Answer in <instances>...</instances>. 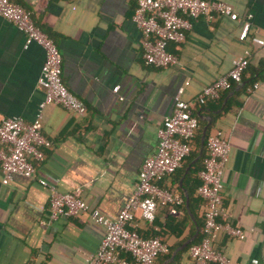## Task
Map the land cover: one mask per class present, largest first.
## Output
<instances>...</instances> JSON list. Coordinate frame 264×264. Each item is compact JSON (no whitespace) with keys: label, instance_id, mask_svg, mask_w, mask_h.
<instances>
[{"label":"crops","instance_id":"1","mask_svg":"<svg viewBox=\"0 0 264 264\" xmlns=\"http://www.w3.org/2000/svg\"><path fill=\"white\" fill-rule=\"evenodd\" d=\"M13 1L54 42L63 84L86 105L83 115L44 105L41 133L50 144L35 175L54 181L60 191L80 186L83 199L111 218L130 194L141 161L154 151L156 127L170 113L177 86L188 80L182 98L196 104L200 88L226 72L233 56L249 51L241 82L193 112L206 124L217 114L212 128L229 143L222 202L231 223L244 230L242 237L219 234L214 245L232 261L264 264V55L249 39L238 38L247 13L249 33L264 37V0H223L237 12L233 20L221 14L193 19L184 39L168 44L176 62L165 67L140 55V32L131 20L135 0ZM23 43V33L0 17V121L12 115L31 120L44 96L36 81L44 51ZM198 170L186 187L179 185V172L158 181L179 192L181 204H158L150 224L136 213L129 222L169 247L170 255H159L155 264H192L187 245L202 226L204 210L193 185ZM47 204V189L33 177L13 174L0 183V264H86L102 228L87 213L47 221Z\"/></svg>","mask_w":264,"mask_h":264},{"label":"built area","instance_id":"2","mask_svg":"<svg viewBox=\"0 0 264 264\" xmlns=\"http://www.w3.org/2000/svg\"><path fill=\"white\" fill-rule=\"evenodd\" d=\"M213 14L232 20L238 17L231 4L223 0H135L131 20L140 32L141 57L157 67L175 63L176 56L168 51V44L181 42L193 19H209ZM0 17L12 22L23 33L24 47L34 42L44 51L36 80L43 88L44 96L32 119L26 121L12 115L0 121V183L7 184L13 174L33 177L48 191L47 221L87 213L103 232L95 250L86 254V264H154L156 257L167 251V245L157 236L139 235L129 222L136 213L150 224L158 204L179 205L183 201L179 192L159 186L158 181L171 174L193 147L197 119L190 111V101L182 98L188 80L177 86L170 113L156 127L155 149L141 161L130 194L117 216L111 218L83 199L80 186L60 191L54 181L35 175V164L43 159V149L50 144L41 133L44 105L58 104L78 115L85 113L86 105L63 84L59 52L51 38L35 24L30 12L13 0H0ZM250 18V13L243 17L238 38L249 39L264 55V37L249 33ZM248 58V50L233 56L229 69L202 86L194 101L202 104L207 99L214 100L220 92L240 83ZM117 87L113 86L112 90L116 91ZM252 87H257V83ZM205 147L202 166L198 170L200 183L195 189L204 201L202 226L199 239L188 246V254L192 264H241L226 257L214 245L219 234L244 235L242 228L231 223L230 214L222 202V174L229 143L220 131H216L206 138Z\"/></svg>","mask_w":264,"mask_h":264},{"label":"trees","instance_id":"3","mask_svg":"<svg viewBox=\"0 0 264 264\" xmlns=\"http://www.w3.org/2000/svg\"><path fill=\"white\" fill-rule=\"evenodd\" d=\"M47 35V34H46ZM48 36V35H47ZM248 66V64H247ZM246 66V67H247ZM246 69V68H245ZM245 71V70H244ZM243 71V73H244ZM242 73V75H243ZM242 75H241V80H242ZM247 84H244L242 85V87L246 86ZM223 92V91H222ZM222 92H220L219 94V97H221L222 95ZM216 98V99H218ZM214 99V100H216ZM210 100H206L204 101V103L208 102ZM202 103V104H204ZM202 104H199L196 102V104H190L189 105V108H190V111L191 113L196 117L197 119V128L195 130V133H194V136H193V149L190 150V152L188 153L187 156H185L184 158H182V160L180 161V164L179 166L171 173H178L179 172V176L180 175H183L182 177V180H181V183L179 184L180 186H185L186 187V179L190 176V174L195 171H197L199 168H201L202 164H201V159L202 157L204 156L205 154V151H206V147H205V143H206V138L212 134V133H215L216 131H219L217 128H212V124H213V119L214 117L217 115H212V118L210 120L209 123L206 124L205 121L203 120H200L198 118V116L193 112V106H198V105H202ZM228 106V101H226L224 104H223V109H225L226 107ZM205 126L204 128V131L202 132V129L203 127ZM194 158V161L191 162V160ZM186 168V171L183 173V170L184 168ZM169 174V175H171ZM193 185H194V190L196 189V186L200 183V180L199 179H196V180H193ZM203 214V213H202ZM202 219H203V215H202ZM198 222V221H197ZM200 232H201V225L198 224V230H197V234L195 235V237L193 238V240H191L187 246H189L191 243H194L196 242L198 239H199V236H200ZM137 233L141 236H146V234H142L140 232L137 231ZM160 240H162V238L160 236H157ZM163 241V240H162ZM164 242V241H163ZM160 255H163V258L165 257H168L170 255V249L169 247L167 246V251L163 254H160ZM159 256V255H158ZM157 256V257H158ZM156 257V259H157ZM155 259V261H156ZM155 264V262H154Z\"/></svg>","mask_w":264,"mask_h":264},{"label":"water","instance_id":"4","mask_svg":"<svg viewBox=\"0 0 264 264\" xmlns=\"http://www.w3.org/2000/svg\"><path fill=\"white\" fill-rule=\"evenodd\" d=\"M243 84V82L241 83V85ZM204 128H205V126L203 127V129H202V132L204 131ZM190 239H188L186 242H184L182 245H185L188 241H189ZM181 247V246H180Z\"/></svg>","mask_w":264,"mask_h":264}]
</instances>
